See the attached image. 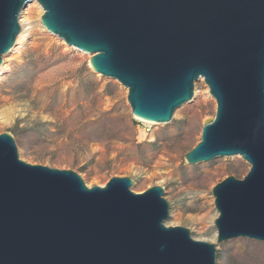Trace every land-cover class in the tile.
<instances>
[{
	"label": "water",
	"instance_id": "1",
	"mask_svg": "<svg viewBox=\"0 0 264 264\" xmlns=\"http://www.w3.org/2000/svg\"><path fill=\"white\" fill-rule=\"evenodd\" d=\"M32 1L0 0V68ZM36 1L49 32L128 88L135 117L170 123L205 80L217 114L186 160L251 165L215 187V225L220 243L264 242V0ZM132 186L89 188L76 172L22 161L15 138L0 135V264H217L214 244L165 225L164 188Z\"/></svg>",
	"mask_w": 264,
	"mask_h": 264
},
{
	"label": "rangeland",
	"instance_id": "2",
	"mask_svg": "<svg viewBox=\"0 0 264 264\" xmlns=\"http://www.w3.org/2000/svg\"><path fill=\"white\" fill-rule=\"evenodd\" d=\"M44 14L36 0L22 11V31L0 68V135L15 138L20 159L76 172L89 188L113 178L132 179L136 194L162 187L170 203L167 227L188 228L195 240L214 244L217 264H264V242L220 243L215 225V187L243 180L251 165L241 156L186 160L217 114L205 80L196 81L193 99L170 123L141 122L128 88L94 71L93 55L49 32Z\"/></svg>",
	"mask_w": 264,
	"mask_h": 264
},
{
	"label": "bare ground",
	"instance_id": "3",
	"mask_svg": "<svg viewBox=\"0 0 264 264\" xmlns=\"http://www.w3.org/2000/svg\"><path fill=\"white\" fill-rule=\"evenodd\" d=\"M28 5H29V4H28ZM28 5H27L26 7H28ZM139 119H141V118H139ZM142 120H143V121H142ZM142 120H141V122H144V123H146V124H151L150 121H147V120H144V119H142Z\"/></svg>",
	"mask_w": 264,
	"mask_h": 264
}]
</instances>
